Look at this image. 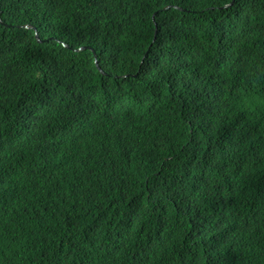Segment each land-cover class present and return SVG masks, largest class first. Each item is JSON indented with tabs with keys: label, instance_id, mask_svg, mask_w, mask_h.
<instances>
[{
	"label": "trees",
	"instance_id": "trees-1",
	"mask_svg": "<svg viewBox=\"0 0 264 264\" xmlns=\"http://www.w3.org/2000/svg\"><path fill=\"white\" fill-rule=\"evenodd\" d=\"M0 19V264H264V0Z\"/></svg>",
	"mask_w": 264,
	"mask_h": 264
},
{
	"label": "clouds",
	"instance_id": "clouds-1",
	"mask_svg": "<svg viewBox=\"0 0 264 264\" xmlns=\"http://www.w3.org/2000/svg\"><path fill=\"white\" fill-rule=\"evenodd\" d=\"M0 21H1V19H0ZM157 26V25H156ZM156 35H157V32H156Z\"/></svg>",
	"mask_w": 264,
	"mask_h": 264
}]
</instances>
